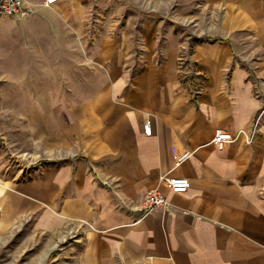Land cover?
Masks as SVG:
<instances>
[{
  "label": "crops",
  "instance_id": "0c3cea01",
  "mask_svg": "<svg viewBox=\"0 0 264 264\" xmlns=\"http://www.w3.org/2000/svg\"><path fill=\"white\" fill-rule=\"evenodd\" d=\"M211 1L205 32L166 34L159 52L144 24L139 57L132 25L89 24L91 0H30L26 16L90 48L88 85L8 131L35 164L0 153V237L35 238L51 264H264V0ZM155 186L169 204L143 213Z\"/></svg>",
  "mask_w": 264,
  "mask_h": 264
},
{
  "label": "rangeland",
  "instance_id": "374dc122",
  "mask_svg": "<svg viewBox=\"0 0 264 264\" xmlns=\"http://www.w3.org/2000/svg\"><path fill=\"white\" fill-rule=\"evenodd\" d=\"M90 3L92 26L109 25L113 30L133 26L130 34L134 41L130 42L128 51L139 57L150 50L143 42L144 24L156 26L151 50L159 52L166 34L193 38L205 32L213 18L211 0H91ZM54 17L68 23L56 13ZM48 22H53L52 17L35 20L30 15H0V153L4 156L2 163L7 162V166L18 161L27 162L29 167L35 164L29 156L33 152L20 150L18 136V140L14 136L11 140L8 131L18 129L23 120L35 117L38 103L51 102L58 96L74 97L76 90L83 91L88 85L82 76L85 63L78 59L84 58L90 48L72 45L79 39L76 33H56L52 27L46 30ZM54 38H59L57 42H62V46L52 45ZM96 80L97 77L93 78V83ZM25 237L13 240L0 237V264L53 263V253L45 255L35 238L26 240ZM60 258L64 259L62 263L67 262L68 254L64 252Z\"/></svg>",
  "mask_w": 264,
  "mask_h": 264
},
{
  "label": "built area",
  "instance_id": "2783aa9c",
  "mask_svg": "<svg viewBox=\"0 0 264 264\" xmlns=\"http://www.w3.org/2000/svg\"><path fill=\"white\" fill-rule=\"evenodd\" d=\"M57 0H44L43 4L46 6H52ZM30 0H0V15H15L26 16L30 14L29 8ZM200 88H197V91ZM256 93L264 95V90L260 88L256 89ZM152 130L151 122L148 120L144 124V131L146 134H150ZM217 138L228 139L231 138V133L226 130H219ZM167 186L174 192H186L190 186L189 179L184 176H172L165 180ZM169 201L166 195L161 191L158 186L150 187L145 190L142 196L141 205L139 210L143 213H152L160 206H166Z\"/></svg>",
  "mask_w": 264,
  "mask_h": 264
}]
</instances>
